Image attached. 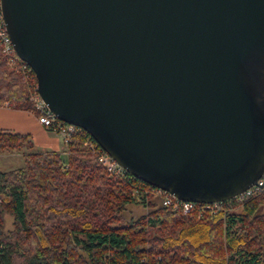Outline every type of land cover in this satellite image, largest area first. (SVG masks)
<instances>
[{
	"label": "water",
	"instance_id": "95a60500",
	"mask_svg": "<svg viewBox=\"0 0 264 264\" xmlns=\"http://www.w3.org/2000/svg\"><path fill=\"white\" fill-rule=\"evenodd\" d=\"M56 117L179 199L264 173V0H0Z\"/></svg>",
	"mask_w": 264,
	"mask_h": 264
},
{
	"label": "trees",
	"instance_id": "16d2710c",
	"mask_svg": "<svg viewBox=\"0 0 264 264\" xmlns=\"http://www.w3.org/2000/svg\"><path fill=\"white\" fill-rule=\"evenodd\" d=\"M7 60L0 46V106L37 115L34 71ZM87 140L96 143L81 128L66 150H42L29 134L0 131V154L24 159L0 171V264H264V191L216 213L184 214L137 177L108 173ZM133 203L148 212L122 222Z\"/></svg>",
	"mask_w": 264,
	"mask_h": 264
},
{
	"label": "built area",
	"instance_id": "2783aa9c",
	"mask_svg": "<svg viewBox=\"0 0 264 264\" xmlns=\"http://www.w3.org/2000/svg\"><path fill=\"white\" fill-rule=\"evenodd\" d=\"M0 46L3 54L7 57V62L11 67H14L17 61L22 63L24 70H31L26 62L20 59L16 54L12 41L8 35L4 18L2 14V7L0 1ZM34 102L35 110L37 111L38 121L47 129L52 130L60 134L63 137L64 143H68L71 134L80 130V127L75 125L64 123L60 121L56 115L51 111L49 106L40 97L39 93L32 97ZM88 147L97 154L98 162L108 171L110 174H119L120 176L130 175L116 160L109 156L96 142L87 140ZM143 191L146 194L160 196L162 198V204L166 207L172 208L173 210H180L184 214L196 212L202 216L205 212L211 211L213 213L219 212L222 208L230 206L233 203L243 202L246 198L258 195L264 191V173L258 180V183L249 187L244 192L236 195L235 197L226 201H219L213 203H197L192 201H184L179 199L177 196L162 190L160 188L149 185L143 187Z\"/></svg>",
	"mask_w": 264,
	"mask_h": 264
},
{
	"label": "crops",
	"instance_id": "0c3cea01",
	"mask_svg": "<svg viewBox=\"0 0 264 264\" xmlns=\"http://www.w3.org/2000/svg\"><path fill=\"white\" fill-rule=\"evenodd\" d=\"M4 130L29 134L36 147L42 150H66L63 137L44 127L31 111L0 106V131Z\"/></svg>",
	"mask_w": 264,
	"mask_h": 264
},
{
	"label": "rangeland",
	"instance_id": "374dc122",
	"mask_svg": "<svg viewBox=\"0 0 264 264\" xmlns=\"http://www.w3.org/2000/svg\"><path fill=\"white\" fill-rule=\"evenodd\" d=\"M8 68L12 70V67L8 65ZM15 69V68H14ZM24 163L23 152H15L11 154L1 153L0 154V171H7L10 169H15L22 166ZM149 209L141 204H129L126 210L122 214V222H127L131 219H136L148 212ZM5 219V229H13V217L9 214L4 216Z\"/></svg>",
	"mask_w": 264,
	"mask_h": 264
}]
</instances>
